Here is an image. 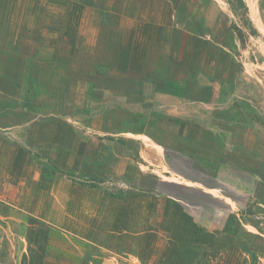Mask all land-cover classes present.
Here are the masks:
<instances>
[{"label":"rangeland","instance_id":"374dc122","mask_svg":"<svg viewBox=\"0 0 264 264\" xmlns=\"http://www.w3.org/2000/svg\"><path fill=\"white\" fill-rule=\"evenodd\" d=\"M229 2L0 0V109L25 110L0 112L20 122L0 126V264H264V0H245L248 15ZM140 24L155 71L185 64L201 81L194 150L177 138L193 127L159 125L179 103L129 71ZM49 118L73 143L32 141ZM143 125L156 143L127 133Z\"/></svg>","mask_w":264,"mask_h":264},{"label":"crops","instance_id":"0c3cea01","mask_svg":"<svg viewBox=\"0 0 264 264\" xmlns=\"http://www.w3.org/2000/svg\"><path fill=\"white\" fill-rule=\"evenodd\" d=\"M145 29H146V31L148 33L150 31V29H151V26H145V25L140 24L137 27L135 26V30L134 31H133V28H132L131 29V33H133V35H136L137 34L136 31H138V30L139 31H144V33H145ZM138 35L139 34H137L136 36H138ZM140 36H141L142 45H143L144 40L151 41L153 43V39L150 40V38L148 37V34L145 33V35L141 34ZM105 39H107V38H104V40ZM100 40L103 41V39L100 38L99 42H100ZM132 40H134V39H132ZM136 41H137V39H136ZM185 45H186V43H185ZM12 46L13 45H11V47ZM136 47H140V46L138 45ZM143 47H145L144 60L139 62L137 55L132 54V56L130 58V63L131 64H129L130 65V70L129 71H130V73H135V77L138 75V72L141 73V77L143 75L142 73L147 74L148 75L147 76V78H148L147 80H149L151 85L152 86L156 85L158 87L157 89L162 91V92H159L158 95H161L166 102H167V99H170V101H172L171 102L172 104H174V103L178 104L179 103L178 104V107H179L178 110L180 111V113L178 114V116H176V115L172 116V115L167 114V115L164 116L163 120L159 123V125H161V127H163L164 129H168L167 131L163 130V132H169L170 129L174 128L175 129L174 133H177L178 135L180 134L181 129H183L186 125H188L190 127H193V131L190 132L186 137H185V135H183V137L179 136L177 138H178V142H180L181 145L183 144L182 145L183 148H185V146H189L192 150H194L195 146H196L195 144L197 143L196 137L198 139V137L200 136V135H196V133L198 132L197 128L199 126V120H197V118L195 117V115H197L198 113H195V115H194V113L190 114L189 109L191 108L192 105H193L192 106L193 109H196V108H198V105L200 103H202L200 101H198V102L197 101H190V100L195 99V97H197V95H199V93L202 92L203 86L200 83L201 81L196 80L193 76L192 77H187L186 76V71L187 70H186L185 64L182 65L181 67L179 66V67H176V68L175 67H167V64H166V65L163 66V68H164L163 70L161 69V71H155L150 66V63L154 62L153 61L154 56L152 54V51L151 52L149 51V49L151 47L148 48V46L146 47L144 45H143ZM14 48H16V47L14 46ZM116 48H117V44H114L113 50L109 49L108 51H106L104 56L108 57V54H113V52H114V50ZM184 49H185V46H184ZM132 52L133 51H131L130 53H132ZM139 53L141 55L144 54L143 50L139 51ZM102 55H103V53H102ZM11 56L12 55H10L8 57H11ZM135 56H136V59H134ZM110 57H112V56H110ZM112 58L114 60L113 62L114 63L115 62L119 63V65H124L125 63H127L129 61V59H128V57L126 55H121L120 58H118V62H117V58L116 57H112ZM108 59H109V57H108ZM27 60L25 59V61H27L28 64H33L34 66L37 63L41 64L42 62H45V60H43V57L38 56V55L37 56L35 55L34 57H27ZM106 63L107 62L105 61V64ZM144 63H145V66L143 65ZM129 71H126L125 72L126 74H124L123 76L127 75V77H128ZM162 71H164V72H162ZM161 74H163V75H161ZM127 77H125V78H127ZM197 78H199V77H197ZM22 79L24 80L25 77H23ZM144 79L146 80V78H144ZM134 80L135 79L131 80V83H130V85L133 87L132 91H131V92H133L132 95L135 92H137L144 85L143 82H141V84L140 83H134ZM149 90L154 91V92L157 91L154 87L150 88ZM171 91H173L174 93H172ZM102 92H105V90H102ZM154 92H153V94H154ZM138 98H141V95H139V93H138ZM171 103H169V104H171ZM203 103H206V102H203ZM195 104H197L196 108L194 107ZM19 111L20 112L21 111L25 112L24 108H22V107H21V109L12 108V107H7V108L5 107V108H1L0 109V112L6 113V114L8 113L9 116H10V113L19 112ZM183 112L185 113V115H183ZM12 115H14V114H12ZM220 117L222 119V113H220ZM9 118L10 117H8L7 119L5 118L1 122L0 126L3 127V130L11 131L14 128L17 129V127L20 126L19 125L20 124L19 120H10ZM216 118H218V115H217ZM51 120H52L51 118L45 119V123L44 124L41 122L42 125H39V127H37V125H36L34 127L36 129L37 128L42 129V131L46 132L47 135L43 136V138H44L43 140H39L38 141V138H37V141H35V140H32V141L33 142H44L45 141V142H48V143H53V142L54 143H57V142L73 143V138L74 137H72V135L69 136L65 132V128H63V127H67V124L63 123V122H58V121L55 122V121H51ZM221 121L220 122L216 121V124L222 125ZM106 126L109 127V128L111 127L110 129L113 130V131L119 130L115 125L111 126V125L106 124ZM130 128H131V130H129V132H127V133H131L135 137H140L141 139H139V140H142V138H146L149 141H154L155 142L154 138L155 139L159 138V137H157L159 135H155L154 133L151 134V132L148 131V129L150 127H145V125H143L142 127H139L138 129H136V131H132V127H130ZM49 132H50V139H51L50 142L46 141V138H47ZM32 133L33 134L31 135L30 138L36 136L35 133H37V132L35 130H33ZM142 143L143 142L139 143V141H136L134 139V140L128 141V144H126V145L124 144L125 146L118 147L117 148V152L119 154L116 155V157L114 159L115 160L114 162H117V160L120 158V155H124L125 157H128L129 156V154H128L129 151L133 150L134 149L133 147H137L138 148V146H142ZM85 150H86L85 146L79 148V151L76 150L77 152H76L74 157L76 159V163H78L80 166L82 165V166H84L86 168V167H89L88 166L89 162L88 161L84 162V160H85L84 158H85V154H86ZM101 150H102V148H101ZM183 151H185V150H183ZM63 153L65 154V156H67V154H68V152H66V151L63 152ZM77 153H78V155H77ZM64 159L66 160V158H64ZM129 159L130 160H128V161H134L133 157H131ZM112 160L109 163V165L111 164V166L113 165ZM138 165H139L138 162L137 163H130L128 167L126 166V169L124 170L125 173L129 174V175L130 174L134 175V174H137V173L139 174L141 172L139 170V166L141 167V165H139V166ZM89 168H92V167H89ZM107 170L111 171L108 166H107ZM107 170H106V172H108ZM135 172H137V173H135ZM57 189H58V187H57Z\"/></svg>","mask_w":264,"mask_h":264},{"label":"trees","instance_id":"16d2710c","mask_svg":"<svg viewBox=\"0 0 264 264\" xmlns=\"http://www.w3.org/2000/svg\"><path fill=\"white\" fill-rule=\"evenodd\" d=\"M229 1H230L229 3L235 2L236 3L235 7L243 10V12L246 13V15H248V7H247L245 0H235V1L229 0Z\"/></svg>","mask_w":264,"mask_h":264}]
</instances>
